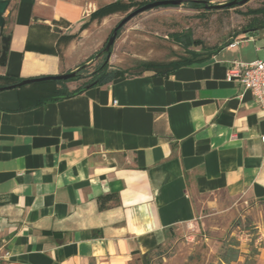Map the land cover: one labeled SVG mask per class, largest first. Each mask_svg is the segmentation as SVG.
<instances>
[{
  "label": "crops",
  "instance_id": "0c3cea01",
  "mask_svg": "<svg viewBox=\"0 0 264 264\" xmlns=\"http://www.w3.org/2000/svg\"><path fill=\"white\" fill-rule=\"evenodd\" d=\"M116 1L9 0L0 74L59 75L96 60L122 12L91 13ZM125 29L131 46L151 42ZM148 43L146 55L112 53L111 67L180 56L153 57ZM263 47L251 33L165 76L144 70L37 106V86L1 90L0 264H134L193 223L198 196L264 200V112L225 79L230 62L262 59Z\"/></svg>",
  "mask_w": 264,
  "mask_h": 264
},
{
  "label": "rangeland",
  "instance_id": "374dc122",
  "mask_svg": "<svg viewBox=\"0 0 264 264\" xmlns=\"http://www.w3.org/2000/svg\"><path fill=\"white\" fill-rule=\"evenodd\" d=\"M187 1L190 0H183L180 5L162 6L137 14L123 25L110 55L114 53V57H121L124 52L129 55H146L147 49L144 46L147 41H138L131 46L130 38L124 34L125 28L129 26H138L141 32L134 38L143 40L145 37L151 41L150 54L162 59L165 56L186 54L179 44L171 40V34L177 32L189 33L191 39L202 41L206 49L221 46L235 37H240L235 35L247 26L251 16H245L243 13L248 8L264 5V0H249L248 3L234 8H194L187 4ZM206 1L209 5L227 2ZM131 10L133 8L126 12L121 11L120 16L102 37L101 49L106 45L112 29ZM263 18L264 16L261 19ZM192 49L199 50V47L192 45ZM84 63L88 65L87 71L91 72L96 60ZM114 67L120 68L117 64H114ZM129 71L136 73L133 69ZM195 213L196 218L192 224L185 225L164 247L145 255L143 260L141 258L136 264H210L217 262L219 254L228 246L236 248L239 254L236 260L228 264H264V200L252 201L244 196L230 197L218 192L198 196L195 201Z\"/></svg>",
  "mask_w": 264,
  "mask_h": 264
},
{
  "label": "trees",
  "instance_id": "16d2710c",
  "mask_svg": "<svg viewBox=\"0 0 264 264\" xmlns=\"http://www.w3.org/2000/svg\"><path fill=\"white\" fill-rule=\"evenodd\" d=\"M151 1H156V0H148L141 2L130 1V0H126V1L119 0L114 3L105 5V7L92 12L91 17L103 18L105 17V15L109 13L120 12V11L126 12L132 8L134 9L140 7ZM230 1L233 0H227V2ZM187 4H189L194 8H204L202 3L195 2L194 0L187 1ZM235 6L237 5L227 8H234ZM243 14L245 16H251V17L247 23V26L241 29L238 33H236L235 36L240 35V37H245L251 33L263 34L264 18L263 20L261 18L264 16V5L257 8H248L246 12H244ZM122 27L123 26H121L118 29L117 37L120 35L122 31ZM235 38L221 44V46H213L206 49L202 41L193 38L191 39L189 33H178V32L173 33L171 34V40L175 42L177 45L179 44L183 48L186 54L178 56V58H176L175 60L166 61L164 63L152 62V61L145 62L141 64L140 70L136 73H141L144 70H149V71L153 70L155 71V73L165 76L173 72L174 70L178 69L180 66L192 64L195 61H202L207 59L208 56H211L212 54L221 50L222 47L229 45L230 43H233V41H235ZM192 45L199 47V50H194V49L191 50ZM102 49L97 51L91 58V59L96 58L95 66L93 67V70L91 72L87 71L88 65L82 63L79 66V68L75 71L76 75L70 79H66L65 81L51 80V81H38L36 83H33L32 85H34V87L37 86V91L33 93V98L31 100L33 105L37 106L47 102H51L52 100L64 99L65 97L74 96L76 94H80L89 87L106 84L108 83V81L114 78H122V76H127V75H136V73H133L129 70L115 68V67L112 68L109 63V59H108L109 57L107 56V53L102 52ZM20 81H22V79H18L10 75L7 76L0 74V86H8L11 84L18 83ZM71 81H77V82L79 81V85L75 89H69L66 84ZM159 249L160 248H157L156 250L149 252V254L157 252ZM145 255H142V260ZM238 256L239 254L237 252V249L232 246H228L219 254V260L217 262L210 264H228L229 262L236 260ZM134 264H136V261H134Z\"/></svg>",
  "mask_w": 264,
  "mask_h": 264
},
{
  "label": "water",
  "instance_id": "95a60500",
  "mask_svg": "<svg viewBox=\"0 0 264 264\" xmlns=\"http://www.w3.org/2000/svg\"><path fill=\"white\" fill-rule=\"evenodd\" d=\"M195 2L202 3L204 7L206 8H224V7H231L234 5H244L248 3L249 0H233L230 2H225V3H219V5H209L207 1L203 0H194ZM9 0H0V66L4 64V60L7 55L8 51V45L10 41V35L9 34H3V28L5 25V19H4V14L5 11L8 7ZM183 3V0H156V1H151L148 2L147 4H144L140 7L134 8L133 10L129 11L121 20L120 22L112 29V34L109 35L106 45L102 49V52L107 53V56H110L111 53V48L114 45V42L117 38V32L118 29L125 25L127 22H129L131 19H133L137 14H140L142 12L148 11L149 9H154L162 6H176L180 5ZM75 71H70V72H65V74H59V75H50V76H43V77H36V78H25L22 79V81L11 84L8 86H0V91L1 90H8V88H19L22 87V85H27V84H33L38 81H51V80H63L65 81L66 79H70L74 77Z\"/></svg>",
  "mask_w": 264,
  "mask_h": 264
},
{
  "label": "built area",
  "instance_id": "2783aa9c",
  "mask_svg": "<svg viewBox=\"0 0 264 264\" xmlns=\"http://www.w3.org/2000/svg\"><path fill=\"white\" fill-rule=\"evenodd\" d=\"M226 69L225 79L231 83H238L243 90L249 91L264 112V58L250 62L232 61ZM261 139L264 142V136H261ZM8 256L9 251L0 250V261Z\"/></svg>",
  "mask_w": 264,
  "mask_h": 264
}]
</instances>
